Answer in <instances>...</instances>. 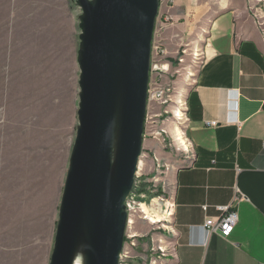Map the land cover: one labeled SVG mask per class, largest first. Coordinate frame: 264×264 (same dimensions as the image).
Instances as JSON below:
<instances>
[{
	"label": "rangeland",
	"instance_id": "obj_1",
	"mask_svg": "<svg viewBox=\"0 0 264 264\" xmlns=\"http://www.w3.org/2000/svg\"><path fill=\"white\" fill-rule=\"evenodd\" d=\"M166 1L160 0V8ZM221 2L204 0L200 23L207 25L223 8ZM262 9L256 20L263 28ZM81 15L76 0H0V264L51 262L79 126ZM186 50L192 55L186 64L176 65L159 81L170 90L166 103L147 111L138 169L142 195L149 184L168 182L160 174L166 165L187 161L176 129L183 130L184 96L194 77L184 82L179 77L196 75L202 57ZM178 110L182 121L177 120ZM158 225L139 222L130 233L137 236L138 247L150 242L144 250H134L135 256L163 264L173 254V235Z\"/></svg>",
	"mask_w": 264,
	"mask_h": 264
},
{
	"label": "crops",
	"instance_id": "obj_2",
	"mask_svg": "<svg viewBox=\"0 0 264 264\" xmlns=\"http://www.w3.org/2000/svg\"><path fill=\"white\" fill-rule=\"evenodd\" d=\"M203 1L167 0L160 8L169 21L161 34L168 62L184 47L202 57L196 75L179 77H194L182 130L191 150L167 175L174 251L163 264H264V26L256 20L264 1L222 0L207 25L199 21ZM227 206L239 216L234 232L207 234V218Z\"/></svg>",
	"mask_w": 264,
	"mask_h": 264
},
{
	"label": "water",
	"instance_id": "obj_3",
	"mask_svg": "<svg viewBox=\"0 0 264 264\" xmlns=\"http://www.w3.org/2000/svg\"><path fill=\"white\" fill-rule=\"evenodd\" d=\"M79 126L50 264H120L144 144L160 0H76Z\"/></svg>",
	"mask_w": 264,
	"mask_h": 264
},
{
	"label": "built area",
	"instance_id": "obj_4",
	"mask_svg": "<svg viewBox=\"0 0 264 264\" xmlns=\"http://www.w3.org/2000/svg\"><path fill=\"white\" fill-rule=\"evenodd\" d=\"M168 24L169 21H164L161 13H159L151 51V70L147 109L148 112L150 110H153L156 104L164 105L169 97L168 94L170 93V90L167 88H163L162 85L159 84V81L165 76L170 75L172 69H174L176 65L181 67L186 64L187 59L189 57H192V55L189 54V50H186L187 48H182L176 58V63L168 62L166 49L163 45V40L161 38L163 29ZM185 109L186 106L184 110ZM147 119L148 117L146 116V121ZM208 125L216 127L217 124L215 122H211ZM190 150L191 149L189 148V152ZM172 169V164L171 167L169 165H166L164 174H160L162 176L167 177V175ZM139 177L140 175L138 172L134 190L126 202V208L128 213L126 231L127 242L125 243L121 254L120 264H155L152 260L151 262H149L147 256H135L133 254V251L137 250L139 247L136 240L137 236L130 232L134 230L137 223L148 222L152 225L159 224L158 226L170 229L168 231H171L172 235L174 234L172 229L174 198H172V196L170 195V186L166 184L168 182H160V184L157 185L158 187H156V185L153 186V184L151 183L149 184L150 188L147 195H142L139 192L141 186L140 183L138 184ZM144 206L149 210L150 214L143 210ZM204 210H207L206 206L204 207ZM217 210L220 213L219 216L216 218H207L204 224V228L207 234H219L222 238H229L238 224V213L230 206L219 207L217 208ZM156 213H158L162 217L161 222L155 223V220L152 219V217H154ZM158 249L160 251L162 250L161 247H159Z\"/></svg>",
	"mask_w": 264,
	"mask_h": 264
},
{
	"label": "bare ground",
	"instance_id": "obj_5",
	"mask_svg": "<svg viewBox=\"0 0 264 264\" xmlns=\"http://www.w3.org/2000/svg\"><path fill=\"white\" fill-rule=\"evenodd\" d=\"M200 55H196V57H199ZM179 104L182 106V101H180L179 102ZM179 105V106H180ZM181 109V108H180ZM176 117L178 118L177 120H183V117H184V115H183V112H181L180 110H178L177 111V115H176ZM22 127V126H21ZM177 137H178V141L180 142V144L182 145V146H184V148L185 149H187V144H186V142H185V139H184V134H183V132H182V130L181 129H179V128H177ZM140 167H141V163H140ZM32 171V170H31ZM8 204V203H7ZM145 212H147V213H149L150 214V212H149V210L148 209H143ZM158 218V219H157ZM152 219H154L155 220V223H158V222H161L162 221V217L158 214V213H156L155 214V216L154 217H152ZM75 264H83V261H82V259H81V256H77V258H76V261H75Z\"/></svg>",
	"mask_w": 264,
	"mask_h": 264
}]
</instances>
